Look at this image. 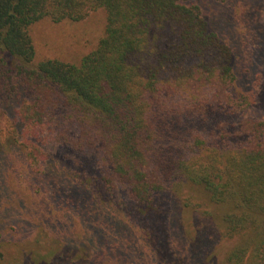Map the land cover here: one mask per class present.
I'll list each match as a JSON object with an SVG mask.
<instances>
[{
  "label": "trees",
  "instance_id": "1",
  "mask_svg": "<svg viewBox=\"0 0 264 264\" xmlns=\"http://www.w3.org/2000/svg\"><path fill=\"white\" fill-rule=\"evenodd\" d=\"M99 9L104 33L78 63H34L30 26L42 19L77 22ZM231 62L230 46L195 0H0V95L28 94L24 121L71 124L74 134L63 127L59 140L101 153L109 168L95 183L88 187L84 173L75 174L77 186L93 194L83 204L90 227L91 217L99 219L91 238L97 247L135 251L139 229L155 263L199 264L194 248H203L207 236L214 240V227L234 239L226 262L264 264V120L243 118L233 133L218 122L206 132L216 114H236L252 101L251 94H231ZM232 137L244 143L231 145ZM119 186L131 201L122 208L129 222L117 228L101 199ZM162 192L179 200L188 192L181 201L198 196L214 207L200 217V204L192 203L194 240L175 231L178 211L161 208ZM112 234L120 239L109 242ZM168 250L174 256H165ZM75 253L68 248L43 264L74 263Z\"/></svg>",
  "mask_w": 264,
  "mask_h": 264
},
{
  "label": "rangeland",
  "instance_id": "2",
  "mask_svg": "<svg viewBox=\"0 0 264 264\" xmlns=\"http://www.w3.org/2000/svg\"><path fill=\"white\" fill-rule=\"evenodd\" d=\"M195 1L220 40L232 50L231 65L236 79L231 94L248 93L253 97L251 103L236 114H216L206 132L217 129L218 122H225L226 130L233 133L239 129L243 118L264 120V0ZM104 26L105 13L101 9L77 22L53 23L42 19L34 23L29 29L35 48L34 63L49 58L78 63L95 47L104 33ZM30 101L26 93L10 100L0 95V233L3 251L0 264H43L55 261L68 248L77 255L74 263L69 261V264H160L155 263L154 253L144 236L141 238L143 233L139 229H136L140 240L135 251L123 245L97 247V241L91 238L97 234L91 227L93 224L100 228L99 219L91 217L90 227V218L83 205L93 198V194L77 186L75 174L84 173L85 185L89 187L109 166L102 161L101 153L93 149L74 150L58 139L63 127L74 134L71 124L52 120L41 124L24 121L21 109ZM230 143H244V138L232 137ZM118 192L101 201L113 210L109 214L112 225L120 228L121 223L129 222L122 208L131 200L122 195L125 192L120 186ZM161 194L165 195L161 208L167 212L178 211L173 226L189 242L194 240L197 232L196 225L190 222L192 203L200 204L196 207L200 217L204 210L215 212L205 198L200 197L201 200L195 196L189 202L181 201L188 192H183L180 200L166 192ZM185 203L189 206H184ZM75 204L79 209H71ZM78 233L79 238H76ZM210 234L214 240L207 236L203 248H194L193 252L199 253V264H230L225 259L234 239L221 237L214 227ZM116 237L112 234L109 242L120 239H114ZM183 244L186 247L185 241ZM164 255L171 257L174 253L168 250ZM62 264H66L65 261ZM242 264L254 263L248 260Z\"/></svg>",
  "mask_w": 264,
  "mask_h": 264
}]
</instances>
